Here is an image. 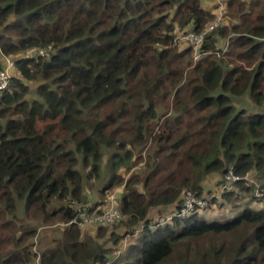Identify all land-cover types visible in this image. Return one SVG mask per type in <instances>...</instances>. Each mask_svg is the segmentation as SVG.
<instances>
[{
	"label": "trees",
	"instance_id": "trees-1",
	"mask_svg": "<svg viewBox=\"0 0 264 264\" xmlns=\"http://www.w3.org/2000/svg\"><path fill=\"white\" fill-rule=\"evenodd\" d=\"M203 1L0 0V69L14 62L0 90V264H264V209L229 206L251 192L243 180L220 194L225 217L160 223L212 174L253 173L264 189V0ZM222 5L194 62L173 29L200 33ZM105 200L137 227L112 256L106 227L68 225L73 203Z\"/></svg>",
	"mask_w": 264,
	"mask_h": 264
},
{
	"label": "built area",
	"instance_id": "built-area-1",
	"mask_svg": "<svg viewBox=\"0 0 264 264\" xmlns=\"http://www.w3.org/2000/svg\"><path fill=\"white\" fill-rule=\"evenodd\" d=\"M224 15V7L219 6L215 11V16L213 22L204 28L200 33H194L190 31H185L179 26H175L172 32L173 35V45L180 47V45H185L191 47L193 61L196 62L201 56V47L204 43L205 36L211 33L214 29L221 25L222 18ZM51 47L47 49L33 48L25 51L21 54L23 59H28L30 57H47L48 52ZM14 69V62L9 58L4 59V66L0 69V90H3L7 85L11 77V72ZM251 174H246L244 177H236L229 173L224 175L223 184L220 187V194L232 188V184L235 181L243 180L249 185H252V190L250 192V198L248 201L251 202V206L264 209V189L250 177ZM212 196L208 198H198L192 192H186L183 195L181 207L173 210L167 217L161 220L160 223L170 222L174 218L183 219L191 214L196 213H207L209 211V200ZM73 217L68 222V225L78 226L84 228L87 226L97 225L102 227L112 226L118 223L121 219L120 212L114 207V205L109 201L101 211H92L87 205H82L79 203H73ZM211 211V208H210ZM125 243L123 248H125ZM119 253V252H118Z\"/></svg>",
	"mask_w": 264,
	"mask_h": 264
},
{
	"label": "rangeland",
	"instance_id": "rangeland-1",
	"mask_svg": "<svg viewBox=\"0 0 264 264\" xmlns=\"http://www.w3.org/2000/svg\"><path fill=\"white\" fill-rule=\"evenodd\" d=\"M222 2H224V0H213V1L204 0L201 3V6L203 8H205V9L212 10V8H214L216 4L219 5V3H222ZM220 43H222V41ZM185 47H187V46L180 45V47H178V49H183ZM219 48H225L224 42L222 44H219ZM233 102H234L233 104H235V106L237 108L241 107V108L245 109L247 112H256L257 111V107H255L254 104H252L251 101L248 100L245 96L236 97V98H234ZM261 110H262V108H261ZM263 111H264V108H263ZM141 169H142V166L139 164L137 167L133 168L132 170H129L128 172H130L131 174L132 173H138V172L141 171ZM251 176H252L251 178L254 180L255 177H254L253 173H252ZM223 179H224V176L219 177L217 174H212V175L208 176L202 183L204 185L202 198L203 197L204 198H208L210 195H217V200L218 201H216L214 203V206H215L216 210H218L221 213H223V214H220L219 216H211V217H225L229 213V208L226 205H223V204L221 205V203L229 205L226 201L223 200V198L220 197V186L223 184ZM221 181H222V184L219 185V183ZM88 191H91V190H88ZM110 193L112 194V196H116L117 195V192H115V191H112ZM88 194H89V196L92 195V193H88ZM93 194L96 195V191L95 190H93ZM218 198H221V200L218 199ZM249 198H250V193H248V195L243 193V195L241 197H239L238 199L233 198L230 201L231 205H229V206L234 207L232 209L234 210V213H236L237 210H238V207L242 208V207L246 206ZM90 201L92 202V199ZM106 201L107 200H105L104 204L101 206L102 208L106 205L105 204ZM251 207H253V206H251ZM221 208H223V209H221ZM164 213L166 214V212H162V211L160 212V210H158V211L154 210V211H152L149 219L152 222H156V221L159 220V218H162L163 216H165ZM205 217L210 218V216H205ZM98 228H99V226H97V225H92V227H85V229H88V230L84 231V235H87V234L88 235L90 234V236L95 235V233L98 230ZM136 229H137V227L127 228L126 225H124V223L122 221H120L115 226L113 225L112 227H106L105 229H103L104 230V232H103L104 233V237H102V239H99V240H100L101 243H104V244L107 243V248L110 250L109 255L112 256L117 251V248L119 247L120 243L122 245L127 240H129V238L131 237L130 234L136 232L137 231ZM52 230L53 229L49 228L46 231L50 232ZM127 233H128V235H127ZM112 234L116 235L117 238H120V239L119 240L110 239ZM48 235H50V233H48ZM113 240L114 241L116 240L117 243H115L116 241L114 242Z\"/></svg>",
	"mask_w": 264,
	"mask_h": 264
},
{
	"label": "crops",
	"instance_id": "crops-1",
	"mask_svg": "<svg viewBox=\"0 0 264 264\" xmlns=\"http://www.w3.org/2000/svg\"><path fill=\"white\" fill-rule=\"evenodd\" d=\"M210 196H211V195H210ZM172 208H173V207L166 208L165 210H160V212H161V211H162V212H166V214H167V213H169L170 211H172ZM220 210H221V209H220ZM164 214H165V213H164ZM166 214H165V215H166ZM220 214H223V213H221L220 211L216 210V208H215L214 210H211V211L205 213L204 215H205V216H210L209 219H212L211 216H219ZM162 218H163V217H162ZM206 218H207V217H206Z\"/></svg>",
	"mask_w": 264,
	"mask_h": 264
}]
</instances>
